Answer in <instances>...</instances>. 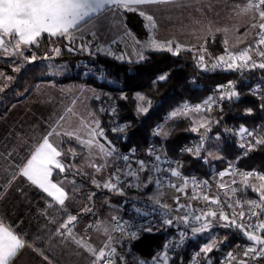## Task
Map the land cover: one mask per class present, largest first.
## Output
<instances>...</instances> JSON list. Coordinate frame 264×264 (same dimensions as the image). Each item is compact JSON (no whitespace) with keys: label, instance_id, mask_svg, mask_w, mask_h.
Masks as SVG:
<instances>
[{"label":"trees","instance_id":"1","mask_svg":"<svg viewBox=\"0 0 264 264\" xmlns=\"http://www.w3.org/2000/svg\"><path fill=\"white\" fill-rule=\"evenodd\" d=\"M261 9L264 10V6ZM124 16L135 37L137 39L145 38L147 30L143 18L135 11H124ZM224 40L225 37L222 32H215L208 37L205 44L209 56L207 58L217 57L226 49ZM53 47L60 49L56 56L58 61H78L81 64L82 61L88 60L92 62L96 70L105 72L103 80H99L94 75L85 76L82 74L79 64L80 68H74L71 76L53 79L55 87L58 88L64 84L77 87L80 84L99 91L100 96L108 95L116 100L119 119L127 123L126 129L129 132V137L122 144L124 146L135 145L139 149L146 145V131L155 124L161 123L174 106L183 101L203 102L207 98L209 99L214 86L236 79L234 71H218L211 74L198 71L195 66L197 54L192 49H180L178 55H173L168 51L148 50L144 54L146 57L144 60L122 61L100 53L84 55L73 50L69 51L65 38L49 37L48 34H42L37 43L30 46L31 52L36 57L52 54ZM11 59L12 57L9 56H0V72H4L7 77L12 78L8 79L6 87L0 91V116L7 113L11 106L19 104L21 111L17 114L27 116L32 120L31 123L35 128L39 127L42 132H45L47 126L59 117L61 110H58L57 102L52 109L47 107L45 100L48 97L45 96L43 90L38 89V92L34 94L30 90L33 88V84L51 80V77L47 75L48 67L43 60H34L15 70L10 63ZM162 75H166L167 78L160 80L159 77ZM262 78H264V69L244 73L237 79L238 99L236 101L234 99L221 101L219 105L215 103V114H223L220 124L211 132V137L218 135L222 140L221 157H211L215 167L221 166L227 160L236 158L235 138L232 132H226L224 128L230 126L235 128L241 124L253 126L261 119L260 101L248 92V87L254 81ZM192 79H195L196 87L193 86ZM137 94L144 95L147 100L151 101L147 113L137 111ZM95 97L89 101V106L99 117V127L106 130L111 120L98 110ZM248 109H251L250 114ZM191 129L192 122L189 117L176 119L173 122L165 135V143L170 153H175L180 143L202 131L193 132ZM261 137H264V133L258 136V138ZM67 148L79 155L84 152L81 145L73 142H64L60 146L63 153ZM182 158L185 171H195L204 176L208 175L205 166L197 155L184 154ZM239 164L242 168H257L264 171V144L254 143V147L239 160ZM56 173L58 172L55 171L53 178L58 179ZM90 193L94 194V198H102L112 194L113 191L101 186L97 187L91 183L87 176H79L75 178L73 184L67 187V194L70 196L66 205L67 211L82 209L83 205L89 202L88 195ZM242 194L258 196L251 187H244ZM39 196L45 197L42 193H39ZM118 197L120 198V196ZM213 230L216 231L220 239H226L229 243L228 247L232 246V249L236 248L235 243L244 242L234 230ZM167 235L168 233L163 227L154 232L140 233L125 248L127 257L130 260L151 258L155 250L163 244ZM202 240L203 238L200 237L183 247L178 252L173 264H178V260L179 262L182 261L192 250H197ZM117 241L119 247L121 241ZM260 264H264V258L260 260Z\"/></svg>","mask_w":264,"mask_h":264},{"label":"built area","instance_id":"2","mask_svg":"<svg viewBox=\"0 0 264 264\" xmlns=\"http://www.w3.org/2000/svg\"><path fill=\"white\" fill-rule=\"evenodd\" d=\"M251 2L257 3L258 0H251ZM262 7L263 6H261V8ZM258 32L259 28L253 34L252 45H255L258 39ZM261 50H264V46H261ZM228 51L233 52L229 49ZM239 51L241 50L236 52ZM250 54L258 63L264 62V59L256 54L255 49ZM222 55L227 58L225 50L219 56ZM219 56L204 58L203 64L206 67L201 66L199 55H197L195 61L197 70L206 74L218 71H234L236 73L235 80L226 81L223 84H218L212 88L209 98H213L214 103H212L211 108L215 103L219 105L221 101L233 100V98L219 99L222 94L219 86L227 85L231 82L234 86V90H236L237 79L240 76H243L246 72L260 69L259 67L226 69L224 66L212 68V65L217 62ZM81 67L83 75L88 76L90 75L89 73L94 72L95 77L99 80L104 79L105 72L102 70H96L92 62H82ZM192 80L193 86L196 87L197 84L195 79ZM248 92L260 101L261 119L253 126L241 124L235 128H231V126L224 128L226 132H232L235 138L236 158L225 161L219 167H215L212 163V158L209 155V142L212 130L216 128L223 119L222 113L213 116L211 124L206 131L196 133L188 140L180 143L175 153H170L165 143V135H158L156 133L161 128L164 130V124L170 119V114L174 110L183 108L184 105L194 107L196 105H203L204 103L183 101L174 106L161 123L155 124L146 131V145L144 148L139 149L135 145L124 146L122 144V142L129 137V132L126 129L127 123L119 119L116 100L108 95H97L95 97L98 110L102 114L108 116L111 120L108 128L103 130L106 140L104 137L102 138L107 147H109L108 142H111L110 147L114 149L113 153L116 154V161L110 168L109 178L113 175H118L120 180L117 182V187L122 191L121 194V192L111 190L120 196V204L118 206L119 211L114 216L115 219L112 220L111 229L106 238V241L119 240L121 241V245L118 247L116 243L107 248H100V250H104L106 253H108L110 249H115V252L111 256L106 255L105 258L97 261L96 257L100 251L98 250L94 256V260L97 261L98 264H106L108 260H111L112 264H141V262H143V264H173L174 261H176L175 259L178 252L191 241L200 237H202L203 240L201 241L199 248L197 250H192L182 261L179 262L178 260V264H237L239 260L246 259L243 255L244 250L247 247L252 246V243L247 241L241 235L243 233L241 229L235 226H224L227 222L219 219V213L223 210V212L230 217H233V213H235L234 218L237 223H244L245 225L249 223L256 224L260 220H264L262 215L259 217H252L251 220H249V206L247 202L258 200V196H245L242 194V190L245 186H243L242 177L239 175L240 173L245 172L264 174V171L257 168H242L239 164V160L246 156L252 149H249L248 145L250 143L254 145L255 138H258L260 134L264 133V106H262L264 105V78L250 84ZM188 114H194V112H189ZM241 128L252 132L253 136H248L247 133L242 136L240 134ZM120 129H123V131ZM201 144V151L197 156L205 166L206 172H208V175L206 176L195 171H185L184 160L182 158L184 154H194L193 152L185 151V149H195ZM241 144H243L244 147H241ZM123 156H128L129 160L124 161L122 159ZM156 156L160 157L159 161L155 159ZM138 161H144L146 169L138 172L139 178L137 179L136 177L127 175V173L129 171V165H131L132 171H138ZM172 170H176L180 175L178 177L172 176ZM221 173L225 174L221 176ZM234 180L236 181L235 184L233 183ZM157 181H159V183H157ZM185 181H187L186 186ZM249 182L260 183V181L255 178H251ZM173 184L176 185L175 188L170 186ZM221 184L226 187H220ZM177 188H183L184 191H177ZM233 189H235V192L232 191ZM158 192H162V195L158 196ZM204 194L218 198L220 203L212 204L205 201L203 199ZM194 195L198 198L194 199ZM177 197L179 198V203L185 205V207L181 208L179 211L176 210ZM153 198H159L162 204H168L169 209L165 210L156 205ZM237 202H239V205ZM229 205H231V207H229ZM208 210L217 212V217L215 219L209 217V220H211V227L201 233H193L191 228L193 226H200V222L195 221L194 216L200 215ZM242 210L245 212L243 220L239 217V212ZM185 215L189 217V223H184L180 220V217ZM166 219H172L173 223H165L164 221ZM118 224L124 225V232L117 227ZM161 227H163L168 233L163 244L155 250L151 258H137V261L132 262V260L127 257L125 249L132 241L129 234L131 232H136L138 237L142 232H154ZM148 229L151 230L149 231ZM213 229H221L223 231L234 230L244 242L235 243L234 245H236V248L232 249V246L228 247L229 243L226 239H220L219 235ZM261 235L264 236V233H261ZM213 240L216 241V246L213 251L210 253L201 252V249ZM230 252L236 257V259L231 262L228 260V253ZM165 254L167 256L166 261L161 259ZM262 258L264 257L252 258L250 256L247 258V264H260Z\"/></svg>","mask_w":264,"mask_h":264},{"label":"snow or ice","instance_id":"3","mask_svg":"<svg viewBox=\"0 0 264 264\" xmlns=\"http://www.w3.org/2000/svg\"><path fill=\"white\" fill-rule=\"evenodd\" d=\"M159 2H167V0H0V51H3L9 56H22L24 59H29V57L24 56V49L22 46L30 47L37 43L38 39L42 34H48L49 37H63L67 39L70 43L74 40L75 33L80 31L82 26L93 24L94 22H99L102 18H105L108 13H114L116 11H138L141 17L148 22L145 27L150 33V35L143 42L132 37V34L126 32L125 35L133 39L134 45L138 46V49L134 47L135 54L139 60H144L146 57L144 55L145 50L150 51H168L173 55H178L181 49V45L176 44L175 49L173 48L172 41H159L155 38L154 29L156 27L154 18L147 14L145 11L140 10L138 6ZM261 6H264V0H258L257 3L249 2L242 9V12L246 14L247 12L255 8L258 13V21L251 25V28H259L257 33V41L255 45H248L239 52H229L225 49L227 58L222 55L217 58V62L212 65V68L219 66H224L226 69H238V68H256L264 69V62H257L253 59L250 54L255 49L256 54L264 59V50H261V46H264V10H261ZM217 31H221L217 29ZM227 33V29L222 30ZM95 35V33H93ZM247 35V33H245ZM7 38V39H6ZM242 42V41H240ZM225 45L228 44V39L224 40ZM86 47V46H85ZM73 49L69 48V51ZM83 50V47L82 49ZM55 51L59 54L60 49L56 48ZM36 59L35 54L30 57L31 61ZM117 59H125L124 56L117 57ZM199 60L202 67H206L203 64L204 56H200ZM18 70V69H17ZM166 75L159 77L160 80L166 79ZM7 79H12L7 77ZM222 94L219 99L223 100L225 98L232 99L233 97H238L239 93L234 90V86L231 82L227 85L219 86ZM3 91V89H0ZM137 100L141 103L137 106V111L139 113H147L149 107L151 106V101L147 100L144 95L137 94ZM214 103L213 98H209L204 102L203 105H196L194 107H189L184 105L183 108L174 110L170 114V118H176L178 116H186L189 112L199 113L201 111H211V105ZM147 104V106H145ZM264 106V105H262ZM251 113V109L247 110ZM63 119V117H61ZM194 123H196L194 121ZM95 127L89 133L90 139L86 141H81L82 144L88 146L89 149L96 146L99 151L105 156H111L114 149L110 147L111 142H108L109 148H105L104 144L99 143L96 138L104 137V131L99 127V122H94ZM208 121L206 119H201L199 122V128H207ZM197 127H193L191 130L196 132L199 130ZM123 131V129H120ZM247 133L248 136H253V133L247 129L241 128L240 134L243 136ZM66 135H74V133H65ZM156 134L166 135L164 130L161 128ZM51 135V133L49 134ZM79 139V137H77ZM106 140V137H104ZM255 144H264V137L255 138ZM202 144L197 146L195 149H185V151L193 152L195 155H199L201 151ZM241 147H244L241 144ZM249 149L254 147L253 144L248 145ZM69 151H72L71 149ZM62 156V152L58 150L49 140L48 137L43 138L42 142L36 147L31 154L30 158L27 159L26 163L20 169V175L27 178L32 184L36 185L42 189L45 193L51 196L59 205L63 206L67 198V194L62 187L57 186V184L52 183L50 177L52 175L53 168L59 169L61 172L65 170V166L58 159ZM124 161H128V156H123ZM157 161L160 160L159 156H156ZM139 169L137 172L131 170V165H129V171L127 175L139 178L138 172L144 171L146 169V164L144 161H138ZM96 168L97 171L100 170L98 165H91ZM172 176H179L180 173L176 170H172ZM225 173H221L223 176ZM242 177V182L245 187H251L254 192L258 194V200L248 201L249 206V220L252 217H259L264 214V174H259L255 172H245L239 174ZM255 178L260 181L257 184H249V180ZM120 180L118 175H113L106 182H104L103 187L109 190H116L118 192L122 191L117 187V182ZM115 181V182H114ZM96 183V181H93ZM159 183V181H157ZM206 183V182H205ZM235 184L236 181L234 180ZM187 181H185V186ZM100 185L97 184V187ZM171 187H176V185H170ZM220 187H226L221 184ZM177 191H184L183 188H177ZM235 192V189L232 190ZM193 198H198L195 195ZM155 204L161 208L168 210V204H162L159 198H153ZM203 199L212 204H219L220 201L216 197H210L207 194L203 195ZM177 211L184 208L185 205L179 203V198H176ZM239 205V202H237ZM243 207L242 205H240ZM231 207V205H229ZM259 210V211H257ZM233 217L224 213L223 210L219 213V219L226 221L224 226H235L241 229L247 239L252 243V246L247 247L244 250V257L246 259H241L237 264H247V258L250 256L252 258L264 257V220H260L256 224L249 223L245 225L244 223H237ZM209 217L215 219L217 217V212L213 210H208L201 213L200 215L194 216L195 221L200 222V226H193L191 231L193 233H201L208 230L211 227V220ZM239 217L241 220L245 217V212L242 210L239 212ZM77 219L74 215H69L67 221L61 225V228L68 229L71 233V229L68 228L72 222ZM115 219V218H113ZM180 220L184 223H189V217L187 215L180 217ZM167 224H172V219H166L164 221ZM117 227L124 232L125 227L123 224H118ZM149 231L151 229H148ZM130 238H137L136 232H131ZM78 243H82L78 241ZM25 241L20 238L10 227L5 226L0 222V264H11V261L18 255L20 250L25 247ZM216 246V241L213 240L211 243L206 244L201 252L210 253ZM106 247H109L106 245ZM259 248V250H258ZM89 251L95 253V249L88 248ZM115 252V249H110L108 253L104 250H100L97 261L105 258L106 255L111 256ZM254 254V255H253ZM166 261V254L162 257ZM236 257L230 252L228 253V260L231 262L235 260ZM106 264H112L111 260H108ZM143 264V262H141Z\"/></svg>","mask_w":264,"mask_h":264},{"label":"rangeland","instance_id":"4","mask_svg":"<svg viewBox=\"0 0 264 264\" xmlns=\"http://www.w3.org/2000/svg\"><path fill=\"white\" fill-rule=\"evenodd\" d=\"M248 2L249 0H177L171 4L145 8L143 11L154 18L156 25L154 35L157 40L164 42L172 41L174 49L175 45L179 44L182 46L181 49H192L197 55H202L206 59L209 57L205 48L206 40L215 32H222L224 37L228 39L226 48L229 50H242L248 45H252L253 34L258 27L253 29L251 28V25L254 22H257L259 17L255 8L246 14L242 12V9ZM146 23L148 22L144 19V24L146 25ZM217 29H220L221 31H217ZM224 29L228 30L227 33L222 31ZM245 33H247V35H245ZM132 35L135 36L133 33ZM149 35L150 33L147 30L145 38L137 40L143 42ZM65 41L68 48L73 49L75 52L83 53L84 55H93L98 50L93 39L90 38H83L80 40L74 38L71 43L67 39H65ZM247 43L249 44L246 45ZM22 47L24 49V56L29 57L27 60L19 55L9 56L3 51H0L1 57H12L10 63L15 70L20 69V67H23L26 63L33 62L30 60V57L33 54L31 48L25 46ZM82 47L83 50H81ZM132 48L133 47H131L125 55L117 54L116 56H124L125 59L122 61H136L138 60V57L135 54V51L132 52ZM52 49L54 50L56 47H53ZM56 56L57 53L53 51L52 54L48 56L36 57L35 60H43L46 63L48 67L47 75L51 77V80L47 81V84L44 85H42V83L33 84V88L29 90L32 91L33 94L38 92V89L43 90L45 96L48 97L46 100L44 99L45 102H47V107H51L52 109L55 102H57V108L58 110H61L60 116L63 117V119L60 117L58 118V121L56 119V121L49 126L51 133L49 136L50 140H52V142L58 147L64 142H73L84 148V152L81 155L69 151L70 149L68 148L64 153L62 152L60 160L65 166V170L61 173L57 171L58 173H56V175L58 174L57 177L65 188L73 184L75 178L79 176H87L92 184L96 186L99 184L103 187L104 182L109 179V171L116 161V154L112 153L111 156H105L99 151L98 147L94 146L89 149L87 145L81 143V141H86L91 138L89 133L92 128L95 127V121H98L100 125L99 117L89 106V101H91L96 95H99L100 92L91 87L80 84L77 85V87L72 86L71 84L60 85L58 88L55 87L53 79L71 76L74 68L81 67V64L78 61H58ZM89 74L90 76H95L94 72ZM7 82V75H2V79H0V89L6 87ZM206 100H208V98ZM137 102L138 104L141 103L138 100ZM215 105L216 104L213 105L211 111H201L186 116L170 118L165 122L164 132L168 133V130L176 119H183L185 117L191 119L192 128H199L200 120L206 119L208 121V128L215 115ZM145 106H147V104H145ZM194 121L196 123H194ZM207 128H199V130L206 131ZM34 133L37 134V130H35ZM65 133H74V135L69 136ZM77 137H79V139ZM96 140L99 143L104 144L106 149L109 148L101 137H97ZM221 145L222 140L218 135L210 138V157H221ZM93 164L98 165L100 170L97 171L96 168L92 167L91 165ZM93 181H96V183H93ZM249 184L258 185L259 183L249 182ZM161 195L162 192H158V196ZM88 201L89 202L83 205L81 209H84L81 213V225H83V228H86L90 236L87 239L83 237V242H87L90 244V248L96 250L95 253L91 252V259L94 260L93 257L100 248H107L106 245H111V240H109L105 241L104 246L102 247L101 244L103 242H99L97 236H106L112 219L118 212L120 198L118 197V194L114 192L102 198H94V194L90 193L88 195Z\"/></svg>","mask_w":264,"mask_h":264},{"label":"crops","instance_id":"5","mask_svg":"<svg viewBox=\"0 0 264 264\" xmlns=\"http://www.w3.org/2000/svg\"><path fill=\"white\" fill-rule=\"evenodd\" d=\"M175 1L177 0L145 4L138 8L145 10V8L171 4ZM135 12L138 13V11ZM142 18L144 20V17ZM126 32L132 34L125 21L124 11L120 10L108 13L99 22H94V26L93 24L82 26L80 31L75 33L74 38L93 39L98 49L96 53L116 58L117 54L125 55L131 47H133L132 52H134V47L138 48L134 45L133 39L125 35ZM132 37L135 36L132 35ZM2 75L4 73L0 72V79ZM40 83L47 84L46 82ZM20 108L19 104L13 105L7 113L0 116V222L18 234L26 245L11 261V264H98L97 261L91 259V251L88 250L91 247L90 244L83 242V237L87 239L90 236L86 228L81 225L82 210L67 211L66 205L70 200L67 188L61 184L59 179L53 178L55 171L59 173L61 171L53 168L50 180L66 192L67 198L63 206L20 175V169L30 158L34 149L39 146L43 138H49V126H51L48 125L45 132H42L39 127L35 128L31 123L32 120L27 116L17 114L21 111ZM60 117L59 115L58 118ZM35 130L37 134L34 133ZM50 142L60 150V147L52 140ZM58 159L60 160V157ZM39 193L45 195L46 198L39 196ZM69 215L77 217L68 226L71 233L68 229L61 228ZM111 225L112 222L106 236H97V240L103 242L102 247ZM114 241H111V245L118 243L117 240ZM136 259H132V262L137 261Z\"/></svg>","mask_w":264,"mask_h":264},{"label":"water","instance_id":"6","mask_svg":"<svg viewBox=\"0 0 264 264\" xmlns=\"http://www.w3.org/2000/svg\"><path fill=\"white\" fill-rule=\"evenodd\" d=\"M236 92H237V90H235ZM233 99L236 101L237 99H238V97H233ZM247 241H249L248 239H247V237L244 235V233H242L241 234Z\"/></svg>","mask_w":264,"mask_h":264}]
</instances>
